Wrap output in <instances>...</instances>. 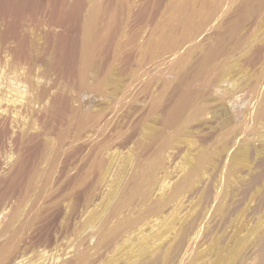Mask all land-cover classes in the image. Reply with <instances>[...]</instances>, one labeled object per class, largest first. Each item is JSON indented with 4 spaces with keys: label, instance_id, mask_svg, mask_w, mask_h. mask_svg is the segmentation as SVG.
I'll list each match as a JSON object with an SVG mask.
<instances>
[{
    "label": "rangeland",
    "instance_id": "rangeland-1",
    "mask_svg": "<svg viewBox=\"0 0 264 264\" xmlns=\"http://www.w3.org/2000/svg\"><path fill=\"white\" fill-rule=\"evenodd\" d=\"M138 12L161 25L136 23ZM0 15V60L6 46L37 58L52 46L43 53L60 69L51 94L63 85L80 112L107 111L135 132L123 146L108 139L100 158L87 153L99 134L70 143L72 125L86 132L81 117L62 119L60 138L47 130L26 141L43 129L14 112L19 122L0 138V264H264V0H0ZM107 27L119 36L99 71ZM203 48L210 70L188 73ZM179 86L190 97L184 116L160 132L161 103Z\"/></svg>",
    "mask_w": 264,
    "mask_h": 264
},
{
    "label": "bare ground",
    "instance_id": "bare-ground-1",
    "mask_svg": "<svg viewBox=\"0 0 264 264\" xmlns=\"http://www.w3.org/2000/svg\"><path fill=\"white\" fill-rule=\"evenodd\" d=\"M143 15H146L147 23L151 24V26H154L157 23V20L159 18V17L153 16V15H149V14H144V13L138 12L137 14H135L136 23H142L140 18H138V16H143ZM2 18L3 17L0 15V22H2ZM165 21L171 22L169 19H165ZM178 23H179V20L175 24L170 23V28L174 29V27L176 25H178ZM59 25L62 26V22ZM160 25H161V23H157L156 27H158ZM47 29H50L49 26H47ZM47 31H49V30H47ZM228 32L231 33V30H229ZM215 35L218 36L219 34H215ZM117 36H119V31H118L117 28H115V27H107V30L104 32L103 37H99L98 38L100 45L101 44H103V45L105 44L104 46L106 47L105 48L106 51L103 53V46H102L101 47V52L103 53L102 54L103 57H102V60L100 61V63L94 65V67L92 66L95 70L103 71L105 66H106V64L113 57L114 54H112V52L109 51L110 47H108V46H110V43L112 42V40L115 37H117ZM0 38L3 41H5V39L3 37H1V34H0ZM149 40H150V37H148V41ZM51 48H52V46L48 45V48L47 49L45 48L44 51L45 52H49V49H51ZM3 50L5 52V59H4V61L0 60V84L1 83H6V85H7V90L6 91L7 92H6L5 96H4L2 94V90L0 89L1 90V92H0V103L5 101V103H8V106H6V109L2 110V113H3L2 117H1L2 121L0 122V124L2 125V132L0 131V138H1V136L5 137L9 133V127L7 126L8 123H10V122H15V123L19 122L18 120L16 121L15 119H13L14 114L19 112V113H21L24 116H27V115L34 116L33 120L36 122V125H38L41 129H43V130L35 129L33 131H30V132L26 131L25 134H24L26 141H31V139H35L37 137L44 136L47 130H49V133H53V131L57 130V135L60 138L61 131H62L61 130V126H63V128L65 126V128H64V130H65L66 126L69 125L68 123H66V124L64 123L65 120L68 121L67 119H64V118L65 117H68V118L70 117L72 119L74 118L73 120L75 121V119L77 120V117H81L80 121L79 120L78 121L80 122V125H85L86 126V132L78 134L77 128H76V127H78V123L74 124V125H72V123H71L72 128H70V130L68 129L69 130L68 138H70V140H71L70 143H74V141H75L74 139L76 137H77L76 139H79V141L81 139V142H82V141H86V138L88 140V138L91 137V136L89 137L90 134L93 135V134L97 133V136L99 134L97 141L95 143L92 142L91 145H88V147H87V145L80 143L81 145H79V148L80 147H84V149H85L87 147V149H90L89 151L87 150L88 152L86 151L87 153H89V152L93 153V150H95L96 154H98V157H100L101 156L100 154H103V153L107 155L108 152L106 153V151H107V148H108V144H106V143H107L108 139H111L114 135H117L116 141H118L119 140L118 137H120V140L117 142V144H119L120 146H123L124 144H129L128 142L135 135V132H132V131L128 132L127 131L128 133L124 134L123 131H121L126 125L125 121L122 120V122H120L118 119L111 120V117H108L109 115H108L107 111L106 112L105 111H103V112L101 111L102 108H101V110L98 109L96 111H92L93 113H97V112L101 111L102 112L101 117H97V115L89 116V114L91 112H88V113L86 111H81L80 112L79 111V107L81 105L76 106V107L73 106V97H72V95L70 93H63L62 92L63 85H60L57 88V91L59 93H56V94L52 93L51 94L50 87L48 85L55 86V84H56V82L52 78V73L53 74L56 73V75H57V74H59L58 72H59L60 69L58 67L57 61H49L48 59H46L47 57L46 58L44 57V55H43L44 51L41 53V57L37 58V57H31L29 55L28 51L26 49H24V48H20V49L18 48L14 52L13 49L8 48L6 46V47H4ZM206 51H207L206 48H203L200 51L201 52V56L197 58L196 62L192 65V67L190 69L191 71L188 72V73H192L193 74L195 72L199 76L205 71V70H203V67H201L200 64L205 59L204 53ZM210 56H211V49H209L208 55H206V58L209 57V58L206 59V61L210 60ZM44 59H46V61ZM36 64H40L39 68H42V72L40 71V69H38L36 67ZM125 64H128V60L127 59L125 60ZM208 70H210V69H206V71H208ZM51 71H53V72H51ZM56 75H55V77H56ZM184 75H186V74L181 75V78ZM35 76L37 77L36 79L34 78ZM39 79H40V81H38ZM34 80H36V81H34ZM66 80H68V79H66ZM185 82H186V80H184L183 84L181 85L182 89L184 88ZM17 83H20L22 85H26L24 87V90H22V88H20V86L17 85ZM181 88L179 86L177 89H173L167 95V98H166L165 102L163 100L164 104H162L160 102L162 107L160 108V111L157 109L159 111V114H158L159 118H158L157 123H158L159 128H160L158 131L161 132V131L165 130V127H167L168 124H170V123L176 124L180 120V118L182 116H184V114L177 115V109L179 107L187 106L186 104L188 103L190 97L188 95L184 94V91ZM74 90H75L74 94L77 96V89H74ZM78 91H80L79 88H78ZM81 91H83V90H81ZM92 91L95 93L94 89H92ZM112 94H113V92H112ZM116 94H117V92L115 93V95ZM122 94H123V92H122ZM98 95L104 97L106 95V91L105 90H100V91H98ZM112 96H109V97H112ZM115 97L116 96H114V98ZM108 98H107V100H109ZM46 99L49 101V104L46 103L47 105L44 103V101ZM107 100H105V101H107ZM118 101L116 100L117 103H118ZM119 103H121V102H119ZM110 105H112V104H110ZM110 105L108 107H111ZM45 107H49L48 111L41 112V110L44 109ZM154 107H156V106H154ZM80 110H81V107H80ZM114 111H115V109H114ZM112 115H114V114H111V116ZM129 116H130V114L126 113L124 117L127 118ZM62 119H64L63 120L64 122H62ZM105 120L108 121V122L105 123L106 122ZM44 125L47 126V127H44ZM104 125L107 126V127L104 128L105 127ZM169 127H170V125H169ZM62 133H64V132H62ZM119 134H120V136H118ZM156 134H157V131H156ZM74 135H76V137ZM158 135H159V132H158ZM63 136H65V135H63ZM11 137H12V140H13L14 143L18 142V137H17V135L15 133ZM39 139H36L35 141L38 142ZM88 141L91 142V140H88ZM70 147H72L71 144H70ZM79 148L77 147L76 149H79ZM110 149H112V148H109V150ZM111 153H113V152H111ZM106 155H105V157L107 158ZM71 156H72V154H71ZM73 156L75 157V154H73ZM85 165H86V161H82L81 163L78 164V169H80L81 167H84ZM137 166H138V162H137ZM137 168H139V167H137ZM74 178L75 177H73L71 179V182L74 180ZM147 195H148V193H147ZM146 196H145V198H148ZM80 201H81V199H80ZM82 203H83V201L81 202V204ZM78 205H80V203H79V200L77 198V202L72 204V206H71L72 208L70 207V210H71V213H72L71 218L70 219H66V221L64 220V222H67L66 223L67 225L65 224L66 225L65 227H67V230L68 229L70 230V228H72V226L74 224V219L78 218L75 215V212L77 211V206ZM82 205H84V204H82ZM107 209H109V208H107ZM102 230H105V228L102 227ZM101 231H100V233H101ZM62 233H64V231ZM109 239L110 238H108V240ZM105 241H107V240H105ZM107 245L105 246L106 248H107ZM179 247H181V246H179ZM156 262H157V260L156 261L153 260V261H150V262L147 261V262H143V263H140V264H155ZM71 263H72V261H71Z\"/></svg>",
    "mask_w": 264,
    "mask_h": 264
}]
</instances>
